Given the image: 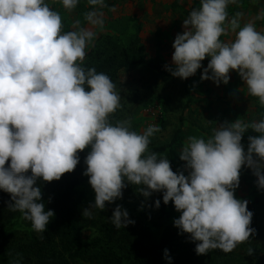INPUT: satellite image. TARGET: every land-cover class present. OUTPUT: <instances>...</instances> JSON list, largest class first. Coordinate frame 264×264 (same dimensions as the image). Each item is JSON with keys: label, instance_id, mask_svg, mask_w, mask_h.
<instances>
[{"label": "clouds", "instance_id": "obj_1", "mask_svg": "<svg viewBox=\"0 0 264 264\" xmlns=\"http://www.w3.org/2000/svg\"><path fill=\"white\" fill-rule=\"evenodd\" d=\"M79 2L0 0V191L10 195L8 210L20 213L43 239L54 212L40 202L37 181H59L76 168L78 154L90 149L83 175L95 200L83 210L84 217L91 219L95 210L122 198L130 184L145 198L163 192V203L171 201L181 213L174 227L197 242V255L228 253L247 242L255 232L253 213L234 192L242 166L264 189V116L222 124L207 139L188 136L179 155L188 175L173 172L166 156L149 151L159 125L137 133L131 118L112 123L110 117L121 108L116 84L106 73L84 66L87 49L105 27V0H87L88 10L82 19H72L67 32L51 6L59 3L71 14ZM237 3L200 0L183 20L184 31L172 44L173 67L166 70L187 79L208 57L201 80L226 85L235 71L247 94L264 108V31L256 26L264 21V9L244 21L242 12L229 15V5ZM248 129L259 135L248 137L245 152L241 140ZM110 220L116 229L135 223L119 205ZM19 256L11 264H20ZM165 258L170 261L167 250Z\"/></svg>", "mask_w": 264, "mask_h": 264}, {"label": "rangeland", "instance_id": "obj_2", "mask_svg": "<svg viewBox=\"0 0 264 264\" xmlns=\"http://www.w3.org/2000/svg\"><path fill=\"white\" fill-rule=\"evenodd\" d=\"M105 3V27L97 37L108 36L114 44H127L133 40L147 58L155 59L160 64L162 70L159 72L143 65L119 70L114 83L121 96V108L113 116L116 120L131 118L132 130L137 133H142L150 124L159 125L161 131L150 138V143L155 145L167 142L175 128L179 127L172 146L174 172L188 175L185 162L179 159L181 147L188 136L207 139L213 129L222 124L231 123L237 118L245 122L258 121L264 116V108H261L257 98L247 94L237 72H229L230 79L226 85L221 83L217 86L210 79L201 80V74L209 63L208 57L201 62V68L187 79L173 77L166 70V66L173 67L172 44L177 34L184 31L183 20L193 8H199L200 0H105ZM51 6L60 12L65 32L71 30L72 19H82V13L88 10L87 0H80L71 14L66 13L59 3ZM261 9H264V0H238L237 4L229 5L228 12L230 16L242 12L246 21ZM256 26L264 31V21H257ZM258 135L251 129L246 130L241 140L243 148L248 147L249 136ZM83 173L75 195L88 207L94 203L95 193L88 183L89 177ZM259 190L252 170L242 166L235 198L249 201ZM160 193L153 192L145 198L138 192V186L132 185V192L127 194V198L136 206L151 209ZM107 209L110 207L105 204L103 211H95L104 212ZM168 213L171 223L181 215L172 202ZM81 234L82 237L93 236L96 229L86 227ZM243 262L249 264L247 259Z\"/></svg>", "mask_w": 264, "mask_h": 264}, {"label": "trees", "instance_id": "obj_3", "mask_svg": "<svg viewBox=\"0 0 264 264\" xmlns=\"http://www.w3.org/2000/svg\"><path fill=\"white\" fill-rule=\"evenodd\" d=\"M136 65L162 72L160 64L147 58L133 40L114 44L108 36L97 37L95 46L87 51L84 64L106 73L113 82L119 70ZM110 119L115 123V116ZM178 131L176 127L167 142L149 144L150 152L166 156L172 170V146ZM89 151L80 152L76 168L59 181H37L36 186L42 193L40 202L45 211L54 212L43 239L20 213L8 210L10 195L0 191V264H11L18 258L17 254H20V264H244L245 259L249 264H264V189L248 201L247 210L253 213L250 227L255 232L247 242L228 253L212 250L197 255V242L191 241L189 234L180 233L170 222L171 201L167 205L163 203V192L155 200L160 201L159 207L147 209L129 201L127 194L132 192V185L128 184L122 190V198L106 203L110 209L95 211L91 219L84 217L82 212L87 206L75 195V189L80 175L86 171L85 158ZM118 205L128 212L134 224L120 229L113 226L110 218ZM86 227L95 228L96 234L82 237ZM250 248L252 255H248ZM165 250L170 261L165 258Z\"/></svg>", "mask_w": 264, "mask_h": 264}]
</instances>
